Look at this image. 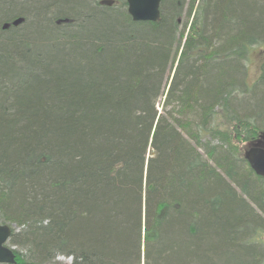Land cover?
Returning <instances> with one entry per match:
<instances>
[{
	"label": "trees",
	"instance_id": "1",
	"mask_svg": "<svg viewBox=\"0 0 264 264\" xmlns=\"http://www.w3.org/2000/svg\"><path fill=\"white\" fill-rule=\"evenodd\" d=\"M101 1L0 0L17 264H264V179L239 148L264 146V0H162L157 23Z\"/></svg>",
	"mask_w": 264,
	"mask_h": 264
},
{
	"label": "water",
	"instance_id": "2",
	"mask_svg": "<svg viewBox=\"0 0 264 264\" xmlns=\"http://www.w3.org/2000/svg\"><path fill=\"white\" fill-rule=\"evenodd\" d=\"M128 4V14L136 23L152 22L157 23L161 19V0H126ZM102 5L112 6L114 1L102 0ZM24 23L23 18H17L11 24L6 23L3 30L10 26L17 27ZM245 159L258 177L264 179V146H255L245 153ZM9 226L0 225V264H16V255L6 244L11 236Z\"/></svg>",
	"mask_w": 264,
	"mask_h": 264
},
{
	"label": "rangeland",
	"instance_id": "3",
	"mask_svg": "<svg viewBox=\"0 0 264 264\" xmlns=\"http://www.w3.org/2000/svg\"><path fill=\"white\" fill-rule=\"evenodd\" d=\"M186 2H187V0H186ZM169 8L170 7H168V10H169ZM167 13L169 14V12H167ZM177 19L180 20V23L183 25L187 21V9L183 10L182 14ZM35 49L36 50H40V49L45 50V49H47V46L38 44L35 47ZM261 63H262V61L260 59L259 60L254 59L253 61H251L247 64V78H246V80H247L248 85H253L255 82H257L259 75H260V72L262 70ZM239 145H240L239 148L241 150H243L244 152L248 151L252 147L257 146L256 144H250V145L239 144ZM15 229H16L17 233H19L21 231V228H18L16 226H15ZM8 246L18 250V247H12L10 244H8ZM21 255H25L26 257H28L27 252L24 250L21 252ZM56 262H57L56 264H72L71 259L64 258V257L58 258Z\"/></svg>",
	"mask_w": 264,
	"mask_h": 264
},
{
	"label": "bare ground",
	"instance_id": "4",
	"mask_svg": "<svg viewBox=\"0 0 264 264\" xmlns=\"http://www.w3.org/2000/svg\"><path fill=\"white\" fill-rule=\"evenodd\" d=\"M5 24H6V23H4L3 26H4ZM8 24H10V23H8ZM3 26H2V27H3Z\"/></svg>",
	"mask_w": 264,
	"mask_h": 264
}]
</instances>
